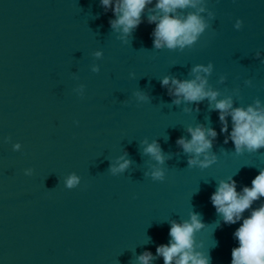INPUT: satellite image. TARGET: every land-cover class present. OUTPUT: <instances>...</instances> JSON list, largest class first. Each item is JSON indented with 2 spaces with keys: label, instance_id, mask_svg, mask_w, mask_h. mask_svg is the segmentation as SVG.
<instances>
[{
  "label": "water",
  "instance_id": "95a60500",
  "mask_svg": "<svg viewBox=\"0 0 264 264\" xmlns=\"http://www.w3.org/2000/svg\"><path fill=\"white\" fill-rule=\"evenodd\" d=\"M200 7L208 27L197 42L157 49L154 5L125 37L100 0H0V264H140L168 243L171 221L193 212L205 225L197 250L231 264L239 225L224 223L210 197L230 177L239 189L251 185L264 148L238 153L208 99L178 105L161 81L192 79L193 67L211 62L207 87L219 99L264 104V0H201L179 14ZM197 125L219 133L207 168L189 166L177 144ZM145 140L160 145L163 164ZM121 157L131 163L113 174ZM157 167L163 180L150 175ZM72 174L80 183L69 188Z\"/></svg>",
  "mask_w": 264,
  "mask_h": 264
},
{
  "label": "clouds",
  "instance_id": "9594fccd",
  "mask_svg": "<svg viewBox=\"0 0 264 264\" xmlns=\"http://www.w3.org/2000/svg\"><path fill=\"white\" fill-rule=\"evenodd\" d=\"M104 9L111 10L114 19L110 21L111 27L127 37L143 23L144 13L149 5H154L152 14L148 16V23L154 24L152 31L153 44L157 49H184L192 46L205 32L208 25L199 12L180 15L179 11L188 8H197L201 0H100ZM242 20H237L235 27L241 28ZM97 57L102 53L97 51ZM259 56L260 54L257 53ZM214 65L198 64L192 68V79L165 76L161 81L163 87L168 89L169 95L175 97L174 103L201 102L208 99L213 108L219 113L221 122L220 133L225 135V143L231 141L236 151L250 152L264 148V104L257 99L254 104L247 107L234 106L232 97L219 99L220 93L207 87V76L213 72ZM94 67L93 71H98ZM226 77H221L223 81ZM251 83V81H247ZM141 100L146 99L142 93H137ZM187 110V109H186ZM229 117L231 121H229ZM231 130L229 131V128ZM190 139L181 136L177 144L182 146L186 153L191 154L189 166L207 168L217 160L211 152L213 141L218 136L215 128L197 125L189 127ZM145 153L150 154L159 164H163L166 157L157 142H144ZM17 150L19 144L14 146ZM131 161L123 157L112 167V173L123 172L129 167ZM28 174L31 169L26 170ZM151 177L163 180L165 172L162 168H154ZM80 183V178L72 174L66 180V186L73 188ZM264 197V170H260L252 179L251 185L238 188L234 178L220 181L210 199L217 213L222 215L226 224H238L233 233L237 241L232 249L231 264H264V204L253 207V204ZM251 209L245 216L246 210ZM200 214L193 212L189 219L171 221L169 228L170 240L156 248L155 256L151 251H145L138 257L140 264H152L158 256L162 257L164 264H211L210 257L199 251L195 244L196 233L204 227Z\"/></svg>",
  "mask_w": 264,
  "mask_h": 264
}]
</instances>
